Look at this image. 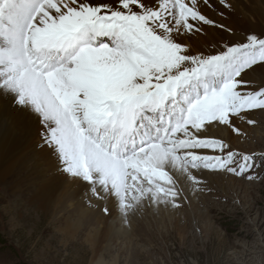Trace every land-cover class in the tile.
Segmentation results:
<instances>
[{
    "label": "snow or ice",
    "instance_id": "snow-or-ice-1",
    "mask_svg": "<svg viewBox=\"0 0 264 264\" xmlns=\"http://www.w3.org/2000/svg\"><path fill=\"white\" fill-rule=\"evenodd\" d=\"M230 0H0V89L38 114L60 170L129 223L145 205L178 209L201 177L252 180L264 165L208 129L240 135L264 112V38L249 34L218 53L182 42L209 29ZM203 150V151H202ZM178 174V178L170 173ZM183 178L184 182H180ZM99 206V205H97Z\"/></svg>",
    "mask_w": 264,
    "mask_h": 264
},
{
    "label": "rangeland",
    "instance_id": "rangeland-1",
    "mask_svg": "<svg viewBox=\"0 0 264 264\" xmlns=\"http://www.w3.org/2000/svg\"><path fill=\"white\" fill-rule=\"evenodd\" d=\"M251 119L252 125L238 121L241 134H231L228 142L233 151L255 154L260 163L264 112ZM202 138L213 137L205 133ZM251 175V181L232 175L201 177L205 190L186 191L178 209L160 206L157 212L145 202L128 217L136 227L128 240L109 237L99 247L90 245L92 237L59 234L56 217L28 203L31 188L12 195L16 175L0 181V264H264V165ZM114 210L117 220L124 219ZM91 221L93 231L88 232L99 237L102 225L96 218ZM111 227L117 231L120 223Z\"/></svg>",
    "mask_w": 264,
    "mask_h": 264
},
{
    "label": "bare ground",
    "instance_id": "bare-ground-1",
    "mask_svg": "<svg viewBox=\"0 0 264 264\" xmlns=\"http://www.w3.org/2000/svg\"><path fill=\"white\" fill-rule=\"evenodd\" d=\"M96 2L99 0H93V3ZM145 2L151 6L153 0H145ZM230 3L234 10L223 19L216 15V8L204 9V11L217 22L232 28L234 34L222 29H209L207 35H192L183 38L182 42L199 54L200 52L218 53L225 44L239 43L249 34L264 38L262 16L264 0H230ZM245 78L252 84H258L264 81V69L257 67L255 71L250 70ZM16 99L14 94L0 89V181L17 175V182L10 190L11 194L20 196L27 188L28 190L31 188L33 194L28 203L54 215L58 222L59 234H66L68 237L70 236L68 233H73L75 238L82 235L87 239L92 237L90 245L98 247L109 237L128 240L131 230L136 228L135 225L130 221L124 223V219L117 220L114 216L116 209L114 205H107L111 215H106L102 210L106 206L104 202L93 199L89 203L86 195L87 186L63 173L56 156L45 144L46 129L38 114L29 106L17 104ZM242 124L243 121L240 126H243ZM207 133L210 137L224 139L227 142L231 137L228 132L217 128L210 127ZM261 136H264V133L259 134V137ZM17 169L21 170L19 174L15 173ZM173 174L178 178L177 173L173 172ZM73 197L77 199L75 203L70 202ZM93 218L102 225L99 237H94L88 232L93 231L91 221ZM141 222L139 226H142ZM115 223H120L117 231L111 227Z\"/></svg>",
    "mask_w": 264,
    "mask_h": 264
}]
</instances>
